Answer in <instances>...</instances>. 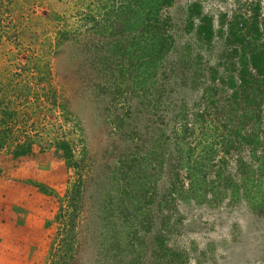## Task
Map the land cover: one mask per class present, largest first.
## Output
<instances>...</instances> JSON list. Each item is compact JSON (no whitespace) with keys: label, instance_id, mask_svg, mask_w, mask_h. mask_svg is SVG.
I'll return each instance as SVG.
<instances>
[{"label":"rangeland","instance_id":"rangeland-1","mask_svg":"<svg viewBox=\"0 0 264 264\" xmlns=\"http://www.w3.org/2000/svg\"><path fill=\"white\" fill-rule=\"evenodd\" d=\"M117 1L14 0L6 11L0 13L2 26L8 25L10 32H17L11 40L7 39L0 45V70L3 73L16 72L13 78L3 77L5 83L1 81V88H6L8 82L11 83L9 88H14L15 81L23 84L20 88H26L21 99L26 96L28 101L25 106H30L22 108L26 113L24 131L37 130L38 133L44 128L43 133L40 132L46 138L66 140L73 150L74 160L84 153L83 161L80 162L82 166L77 169L66 165L64 158L55 152V146L39 151V146L34 145L31 154L17 158L10 155L11 148L8 150V145L0 149V165L7 166L4 174L6 180L9 183L19 182L22 192L29 193L25 185L27 173L35 176L39 174L42 178V182L32 183L41 196L36 198L33 195L39 206L34 207V216L28 217V210L24 208L17 211L21 223L30 230V234L27 229L24 231L26 245L30 240L35 245V248L21 251L30 264L32 261L34 264H45L57 227L55 213L68 182L78 175L88 180V188L83 190L81 201L83 228L77 264H95L96 243L100 240L99 233L105 229L102 227L101 231L100 228L111 222L114 217L112 215L116 214V193L111 187L116 185L111 180V174L115 168H120L119 160L126 159L128 162L133 152L144 155L147 150V145L145 147L140 139L131 143L128 138L131 136L130 132L136 131L134 123L138 121L129 115L134 113L137 104L146 112L145 117L154 119L155 127L152 129L162 134L166 122L165 111L171 104H166L169 99L165 102L164 98L171 90L176 92L170 97L176 106L184 105L188 123L192 122V112L197 111V106L201 108L203 101L208 103L203 99V89L208 84L203 85V78H198L200 81H191L189 78L187 82L183 78L185 86L167 88L170 80H180L168 71L169 62H173L171 60L177 54L187 52L186 64L192 70L195 67V72H203L199 68L215 67L220 60L218 57L223 56L226 50L223 46L224 38L216 34L210 47L198 43L187 16L188 7L192 3H198L202 14L212 18L215 30L221 22H233L235 25L242 22L243 18H248L243 32L253 36V26H256L259 28V42L264 44V0H172L169 6L162 9V17L169 18L171 25L168 33L174 47L171 53L175 55L166 56L155 77L149 79L148 84L145 82L143 87L131 84V78L118 84L113 79H105L104 75L99 76L95 61L100 56L101 52L98 50L102 46V40H107L105 31L101 33L104 29L98 22L110 11L108 5H115ZM193 21L197 23L196 18ZM13 54L16 59L10 64L9 57ZM33 62H36L35 65H31ZM218 69L222 73V67ZM206 71L202 73L204 76H207ZM101 90L110 92V96H103ZM216 92L217 89L213 88L211 96H217ZM151 102H154L158 114H152ZM240 107L242 108L241 105ZM250 107L255 106L252 104ZM261 109V118L254 125L261 142L258 150L264 146V99ZM238 112L236 114L240 113ZM123 114H128L132 121L126 119V129L120 132L115 124L117 117ZM216 116L218 115L208 116L206 120L212 123ZM236 117L237 115L234 118ZM253 120L248 119L245 131H251ZM132 138L135 139V136ZM248 149V146L244 147L241 153L247 159ZM226 158L227 169L233 170L235 153ZM15 165L20 166L19 173L11 170ZM159 174L156 195L149 205L152 215H156V227L161 217V211L158 215L157 203L164 191L163 186L166 185V172L162 171L161 174L160 171ZM105 192L109 194L107 200L111 199L113 203L104 212L100 210L103 208L100 203L102 204ZM248 200L240 197L232 201L222 194L221 201L216 205L209 201L197 203L191 199L176 201L180 223L173 234L166 236V244L176 251L184 252L186 261L183 264H264V218L253 211ZM105 214H109V218ZM132 225L133 228L137 226L136 223ZM115 226L118 229L116 223ZM9 242L15 243L12 238ZM143 253H148L145 246ZM19 254L20 252H0V264L11 263L10 260ZM140 264L147 263L145 261Z\"/></svg>","mask_w":264,"mask_h":264},{"label":"trees","instance_id":"trees-1","mask_svg":"<svg viewBox=\"0 0 264 264\" xmlns=\"http://www.w3.org/2000/svg\"><path fill=\"white\" fill-rule=\"evenodd\" d=\"M13 1L0 0V13L6 11ZM171 3L172 0H118L115 5H108L110 11L98 22L107 40H102L98 50L100 56L95 60L97 74L118 84L127 78H131L133 85L143 87L145 82L148 84L147 81L155 77L166 56L173 54V40L168 33L171 24L168 17H162V9ZM187 16L199 44L210 47L216 34L224 38L226 50L223 56L218 57L220 60L215 67L199 68L196 65L203 72L207 70V76L203 72H195V67L192 70L186 64L187 52L177 54L171 60L173 62H169L168 71L180 80H170L167 88L185 86L189 78L191 81L203 78V85L209 84L203 89V99L208 103L203 101L201 108L197 106V111L192 112V122L188 123L184 105L176 106L170 98L176 92L171 90L164 98L165 102L169 99L166 104L173 106L170 104L166 108L162 134L152 129L155 127L154 119L145 117L146 112L142 107L138 104L134 107V113L129 117H135L138 121L134 123L136 131L127 136L131 143L140 139L145 147L147 145V150L143 148L144 155L133 152L128 162L126 159L119 160L120 168H115L111 174V180L116 185L111 186L116 193V214L112 215L114 221L100 228L101 231L102 227L105 229L99 233L100 240L96 243L95 264H140L145 261L147 264H183L186 261L184 252L166 244V236L173 234L180 223L176 201L191 199L197 203L209 201L216 205L221 201L222 194L232 201L243 197L249 199L253 211L264 218V146L258 150L261 142L254 126L261 118L264 99V44L259 42V28L253 26V36L243 32L248 23V18H243L235 25L233 22H221L215 30L212 18L202 14L198 3L188 7ZM195 18L196 24L193 21ZM2 25L0 20V45L17 35V32H10L8 25ZM234 58L237 60L234 61ZM15 59L13 54L9 57V63L12 64ZM218 67H222V73ZM14 73L0 70V149L8 145L10 155L17 158L31 154L34 145L39 146V151L55 146V152L64 158L69 168L81 167L84 153L74 160L73 150L66 140L46 138L42 134L44 128L40 129L42 133H37V130L24 131L26 113L22 108L30 106H25L28 101L26 96L21 99L26 88H20L23 84L16 81L14 88H9V82L6 88H1V81L5 83L3 77L13 78ZM213 88L217 89V96H211ZM101 92L103 96H110V92ZM252 104L254 108L250 107ZM154 106V102H151L152 114H158ZM237 111L240 113L236 114ZM212 115L218 116L209 123L206 117ZM129 117L128 114L119 115L116 129L125 131L124 121ZM250 118L254 119L253 127L247 132L244 126ZM35 129H38L37 126ZM243 146L249 147L248 159L241 154ZM232 153L236 155L235 166L233 170H228L226 156ZM160 171L161 174L162 171L166 172V185L157 203L161 217L156 227V215H152L149 205L156 195ZM87 182L81 175L68 182L54 216L57 227L45 264H77L83 228L81 201L83 190L88 188ZM108 196L105 192L100 203V207H103L101 211H108L113 203L111 199L107 200ZM105 215L109 218V214ZM133 223L137 225L134 228ZM144 246L148 251L146 254L143 253Z\"/></svg>","mask_w":264,"mask_h":264},{"label":"crops","instance_id":"crops-1","mask_svg":"<svg viewBox=\"0 0 264 264\" xmlns=\"http://www.w3.org/2000/svg\"><path fill=\"white\" fill-rule=\"evenodd\" d=\"M6 168L7 166L0 165V252H20V254L17 255L16 258L14 256L10 260L11 263L8 264H30L29 259H25L21 251L30 247L35 248V245L34 241L32 242L31 240L28 245H26L24 231L27 229L28 234H30V230L21 223L17 211L20 210V208H24L28 210V217L34 216V207H39L35 199L41 196L40 192H37L36 187L32 183L42 182V178L39 174L35 176L27 173L25 185L29 193L26 194L22 192L19 182L9 183V181L6 180L4 175L6 173ZM11 170L19 173L18 170H20V166H12ZM38 212L39 211H37V213ZM8 238L9 240L12 238L15 243L11 244ZM32 264H34L33 261Z\"/></svg>","mask_w":264,"mask_h":264}]
</instances>
